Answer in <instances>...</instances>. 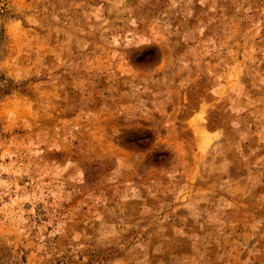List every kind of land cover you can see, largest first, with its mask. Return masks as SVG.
I'll return each instance as SVG.
<instances>
[{"label": "rangeland", "instance_id": "374dc122", "mask_svg": "<svg viewBox=\"0 0 264 264\" xmlns=\"http://www.w3.org/2000/svg\"><path fill=\"white\" fill-rule=\"evenodd\" d=\"M0 264H264V0H0Z\"/></svg>", "mask_w": 264, "mask_h": 264}]
</instances>
